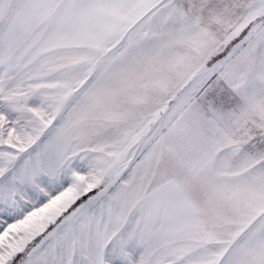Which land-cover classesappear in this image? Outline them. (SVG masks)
<instances>
[{"label": "snow or ice", "instance_id": "snow-or-ice-1", "mask_svg": "<svg viewBox=\"0 0 264 264\" xmlns=\"http://www.w3.org/2000/svg\"><path fill=\"white\" fill-rule=\"evenodd\" d=\"M0 264H264V0H0Z\"/></svg>", "mask_w": 264, "mask_h": 264}]
</instances>
